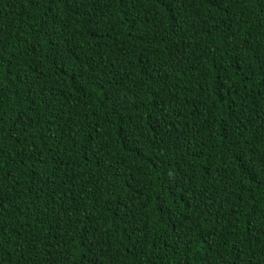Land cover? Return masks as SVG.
Instances as JSON below:
<instances>
[{"label": "trees", "instance_id": "1", "mask_svg": "<svg viewBox=\"0 0 264 264\" xmlns=\"http://www.w3.org/2000/svg\"><path fill=\"white\" fill-rule=\"evenodd\" d=\"M0 264H264V0H0Z\"/></svg>", "mask_w": 264, "mask_h": 264}]
</instances>
